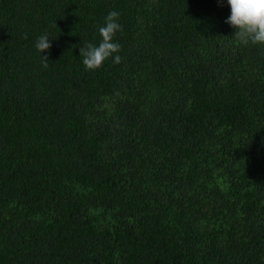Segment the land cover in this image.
I'll return each mask as SVG.
<instances>
[{
  "label": "trees",
  "instance_id": "16d2710c",
  "mask_svg": "<svg viewBox=\"0 0 264 264\" xmlns=\"http://www.w3.org/2000/svg\"><path fill=\"white\" fill-rule=\"evenodd\" d=\"M229 11L0 0V264H264V44Z\"/></svg>",
  "mask_w": 264,
  "mask_h": 264
},
{
  "label": "clouds",
  "instance_id": "9594fccd",
  "mask_svg": "<svg viewBox=\"0 0 264 264\" xmlns=\"http://www.w3.org/2000/svg\"><path fill=\"white\" fill-rule=\"evenodd\" d=\"M218 2L226 3L229 7L225 23L235 29L234 34L242 44H264V0H218ZM119 16L118 11H110L98 28L101 36L99 44L89 42L79 49L87 69L94 70L100 67L109 57L116 63L120 62L121 57L116 53H119L121 45L114 40L115 34L122 29ZM49 38L46 33L38 37L35 47L40 53L50 48ZM43 57L47 63L46 57Z\"/></svg>",
  "mask_w": 264,
  "mask_h": 264
}]
</instances>
